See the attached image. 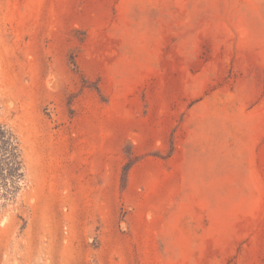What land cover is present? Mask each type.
I'll use <instances>...</instances> for the list:
<instances>
[{
	"label": "rangeland",
	"instance_id": "rangeland-1",
	"mask_svg": "<svg viewBox=\"0 0 264 264\" xmlns=\"http://www.w3.org/2000/svg\"><path fill=\"white\" fill-rule=\"evenodd\" d=\"M0 124V264H264V0H0Z\"/></svg>",
	"mask_w": 264,
	"mask_h": 264
},
{
	"label": "trees",
	"instance_id": "trees-1",
	"mask_svg": "<svg viewBox=\"0 0 264 264\" xmlns=\"http://www.w3.org/2000/svg\"><path fill=\"white\" fill-rule=\"evenodd\" d=\"M0 147L2 148V151L7 154V156L4 158V163L7 165V167L11 170V173H16L17 170V154H16V142L15 137L13 134L4 128L0 124ZM7 152V153H6ZM1 164V162H0Z\"/></svg>",
	"mask_w": 264,
	"mask_h": 264
}]
</instances>
